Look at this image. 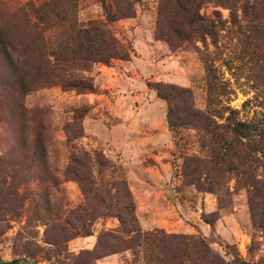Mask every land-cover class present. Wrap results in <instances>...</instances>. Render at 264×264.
Wrapping results in <instances>:
<instances>
[{
	"label": "rangeland",
	"instance_id": "374dc122",
	"mask_svg": "<svg viewBox=\"0 0 264 264\" xmlns=\"http://www.w3.org/2000/svg\"><path fill=\"white\" fill-rule=\"evenodd\" d=\"M58 2L0 0V31L12 45L23 40L36 47L46 39L64 41L68 35L64 19L72 8L67 0ZM28 3L39 7V16L44 19L41 22L32 16L31 27L17 11ZM159 5L160 0H140L133 17L108 24L101 0H78L79 23L102 22L130 50V60L113 59L109 65L96 63L89 71H76L92 83L94 92L64 91L54 80V86L23 99L27 113L18 111L7 116L19 131L0 127L2 167H12L17 178L14 182L5 175L6 184H0V264H145L138 250L113 253L98 246L102 233L116 231L121 225L103 207L94 206L92 195H88L89 201L84 193L93 188L114 194L115 181L127 184L144 232L196 236L205 239L226 262L264 264V218L256 213L264 208L263 203L254 202L252 208L247 192L235 191L234 180L229 183L231 203L223 209H219L216 195L182 185L183 160L169 129L168 104L149 86L161 82L188 88L196 106L205 110L206 63L212 64L217 77L229 82L235 92L231 106L241 110L243 119L252 120L264 111L255 89L259 72L254 63L258 59L257 34L241 14L240 27L234 24L229 9L206 3L201 15L216 19L214 12L221 13L223 25L217 47L210 38L178 42L159 35ZM50 60H54L52 56ZM228 61L240 69L229 71ZM13 103L9 96L8 103L4 107L1 104L2 111L9 112ZM28 118L44 122L47 130L42 133L39 122L34 124L28 139L30 147L24 149L20 131L27 132L31 127ZM73 121L81 124L83 137L71 145L76 153H88L94 160L82 157V183L73 175L60 178L61 183L52 191L51 213L46 215L34 203L35 195L41 192L32 178L46 167L63 171L70 165L72 150L65 145L64 128ZM181 136L188 153L198 150L194 131H183ZM37 137L44 142L47 155L32 162L31 145ZM88 176H92L93 185ZM82 206L89 209L83 216L88 221L87 236L77 212ZM56 237L70 239L60 245L50 244Z\"/></svg>",
	"mask_w": 264,
	"mask_h": 264
},
{
	"label": "trees",
	"instance_id": "16d2710c",
	"mask_svg": "<svg viewBox=\"0 0 264 264\" xmlns=\"http://www.w3.org/2000/svg\"><path fill=\"white\" fill-rule=\"evenodd\" d=\"M139 1L111 0V3H107L106 0H101L108 24L133 17L135 5ZM67 2L72 8V13L69 14L68 20L64 19L68 22V35L64 41L53 43L51 39H46L43 45L36 47L33 43L23 40L18 42V47V44H10L0 31L1 128L10 127L13 132L19 131L18 126L10 123L13 119L9 117L18 111L27 113L23 99L31 93L54 86V80L64 91L94 92L92 83L87 82L79 74L76 75V71H89L96 63L109 65L113 59L130 60V50L122 45L102 22L91 20L85 24L79 23L78 0ZM52 3L59 5L58 0H52ZM206 3H212L216 8L229 9L235 25L240 23L241 14L242 18L247 20L246 25L257 34L255 48L258 59L254 63L259 72L255 79V89L256 99L261 100L260 107L264 109V0H160L159 35H167L178 42L194 38L205 41L206 38H210L217 47L218 32L223 25L221 13L214 12L216 19H208L201 15L200 11ZM38 10L39 7L36 8L33 3L17 9L30 27L32 16L35 15L41 22L44 20L39 16ZM239 26L241 27L240 24ZM51 56L53 61L50 60ZM206 65L205 110L196 106L193 92L188 88L161 82L149 84L157 92V96L168 104L169 129L175 138L179 158L183 160L180 171L182 185L192 187L198 192L216 195L219 209H223L231 203L229 183L234 180L235 191L245 190L252 208L254 202L261 201L264 205V111L252 120L243 119L241 110L231 106L235 92L230 89V83L223 82L217 77L212 64ZM226 66L231 72L240 69L233 67V61H228ZM8 95L14 99V103L9 112H6L5 109L2 111L1 104L4 107L8 103ZM39 121L30 120L32 125L28 127V131H20L24 149L30 147L28 139L33 135L32 126ZM37 126L42 133L47 130L44 122H39ZM188 130L196 133L198 150L193 153H188L182 143L181 133ZM64 131L67 136L65 145L72 150L70 165L63 171L46 167L42 172L34 173L32 178L38 183L41 192L35 195L34 203L41 206L40 212L46 215L51 213L52 191L61 183L60 178L73 175L82 183L84 180L82 157L90 162L94 160L88 153H76L75 147L71 145L73 140L83 137V129L79 122L69 123ZM39 138L37 137L31 145L32 162L41 155L43 157L47 155L46 146ZM3 159L0 157L1 185L6 184L3 178L5 175L14 182L17 179L12 167H2ZM87 179L91 180L92 176H88ZM93 183L91 180L90 184ZM113 189L114 194L109 190L93 188L84 193L89 201L91 199L88 195H92V200L96 202L94 206L103 207L120 222L121 227L118 230L102 233L99 237L98 246L105 250L113 253L138 250L145 264H247L242 260L226 262L203 238L179 234L165 235L159 231L144 232L136 217L135 201L127 184L124 181H115ZM106 195L109 200L106 199ZM88 211L86 206L77 210L81 215L79 223L82 224L86 236L90 234L89 229L85 227L88 221L84 218ZM256 213L261 219L264 218L263 207L261 212L258 210ZM206 223L213 226L211 221L207 220ZM68 239L70 237H56L50 244L60 245Z\"/></svg>",
	"mask_w": 264,
	"mask_h": 264
}]
</instances>
